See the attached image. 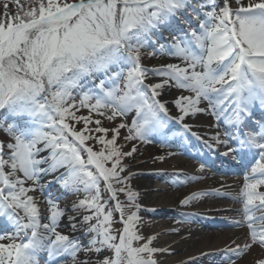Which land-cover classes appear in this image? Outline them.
<instances>
[{
	"label": "snow or ice",
	"instance_id": "6c2138e0",
	"mask_svg": "<svg viewBox=\"0 0 264 264\" xmlns=\"http://www.w3.org/2000/svg\"><path fill=\"white\" fill-rule=\"evenodd\" d=\"M3 9L0 129L9 139L0 141V264H40L42 253L44 264H158L156 255L172 250L140 233L137 173L125 160L138 143L169 147L189 135L206 149L200 171L216 161L247 169L235 196L221 185L180 200L239 203L227 210L238 213L229 223L246 229L244 242L201 256L237 264L253 247L264 249V119L253 121L257 108L264 112V0H3ZM156 56L178 62L143 63ZM171 88L189 93L171 101L175 116L161 99ZM198 115L212 118L211 135L185 122ZM171 175L174 184L201 178ZM55 183L83 193L72 205L77 215L67 216L72 234L57 230L66 215L59 197L44 195L42 215L30 194Z\"/></svg>",
	"mask_w": 264,
	"mask_h": 264
},
{
	"label": "bare ground",
	"instance_id": "6f19581e",
	"mask_svg": "<svg viewBox=\"0 0 264 264\" xmlns=\"http://www.w3.org/2000/svg\"><path fill=\"white\" fill-rule=\"evenodd\" d=\"M164 62V59L155 60L154 63H152V66L159 65ZM168 92L169 89L165 90L161 96V99L163 101H168L167 106L169 107L171 114L175 116L178 113L172 106V97ZM258 111H260V109L257 108L254 117H259ZM263 113L264 112H261L260 114ZM185 122L192 125V132H196L201 136L206 137L215 131V129L209 127L213 123L210 116H190L186 117ZM154 142H156V145H152L150 143L139 145L138 152L135 153L134 157L130 159L128 165L131 167V172L137 173V175H135L132 180L134 184V190L140 193L139 200H141L142 204L147 206L149 209H155V211H149V215L154 218L152 226H154V229L158 233L159 237L157 240L159 241V244L162 248L167 247L172 250L171 253L162 254L163 263L181 264L183 261L185 264H192V261L189 259L190 257H200L195 261V264L218 263L220 260L219 255L201 256V254L207 252H218L220 249H223L226 245L230 244L233 240H235L237 243L244 242L246 229H240L230 225L232 229H229V231H216L214 229L216 223L212 222L214 219L218 220V216H224L227 219L230 217L236 218L237 213L227 209L238 208V203V206H236L233 203L226 201L231 200L230 197L219 196L201 197L193 200L190 204L183 206L180 204V200L183 199L185 194L189 195L190 193L197 191L220 189L221 185H224V188L221 189L222 191L229 192L232 194V196H235L240 191L241 187L239 184H241L242 181L238 180V178L232 177L231 173L242 174L243 172H246L247 169L230 167L227 168V173L230 176L225 177L222 180L211 178L212 173L207 165L203 171H200L199 166H197V164L193 161L197 158H203L206 149L203 148L201 141L197 140L196 137L189 135L187 140L181 141L177 139L171 142L170 145L174 148L173 151L181 153V156H176L177 154H175L172 156V159L166 160V164L163 166V168L161 167L157 169V172H161L164 175L163 177H158L157 172L150 167L151 162H147V159L151 161L150 158L154 156V152L159 151V147L161 145L160 142L158 140H155ZM189 148L192 149L190 150ZM198 150H200L201 153L195 152ZM166 154L167 152H165V156L169 157ZM218 166L221 168L220 165ZM223 168L225 169V166ZM174 172H187L188 175H185L184 179H186V177L192 176H198L201 178L189 180L187 183L174 184L166 177V174L167 176H172L171 174ZM47 180L48 179H45V181ZM156 180H158V182ZM163 180L164 182L166 181L165 184L167 183L169 185L168 187H166L165 184L163 185L160 183ZM57 187V185L53 184L50 185L49 188L56 190ZM63 197L61 196L59 198ZM64 198L62 200V204H64V206L73 204L68 202V199L65 200ZM40 200L41 199L39 198L38 201ZM69 207L70 206H67L66 208ZM176 207L188 209H181L180 212L183 210L182 213H195L197 215L189 219H185L181 215L174 212L177 210ZM168 212H171L172 214L171 219L176 220V218H182L186 222L183 223V225L174 228L179 229L178 232L173 231L174 229L167 228V226L163 224L164 222L160 221L162 216H168ZM69 215L77 214L68 213L62 222V226L67 227V229L71 232V228L67 219V216ZM206 217L210 222L205 220ZM225 221L229 223L230 220ZM75 235H79V233H75ZM262 257H264V249L253 247L250 252L246 253L237 261V264H255V261ZM66 263L70 262L66 261Z\"/></svg>",
	"mask_w": 264,
	"mask_h": 264
},
{
	"label": "rangeland",
	"instance_id": "374dc122",
	"mask_svg": "<svg viewBox=\"0 0 264 264\" xmlns=\"http://www.w3.org/2000/svg\"><path fill=\"white\" fill-rule=\"evenodd\" d=\"M9 8H10V10H13L14 11V6L13 5H9ZM3 11H4V9H3V0H0V15H2L3 14ZM168 33L167 32H165L164 33V37L165 38H167L168 37ZM165 41L164 40H161V43H164ZM147 51H152V49L151 48H149V49H147ZM165 60V62L164 63H176L177 61H173V60H171V59H168V57H166V56H163V57H161V56H156V57H152V58H145L144 59V61H143V63L146 65V66H148V67H152V63H154V61L155 60ZM168 59V60H167ZM169 95L172 97V101L173 100H175L179 95H189V93L188 92H186V91H181V90H177V89H175V88H171V89H169ZM173 107H174V110L177 112V109L175 108V106H174V104L172 105ZM82 114H86V113H82ZM253 120H255V118L253 117ZM257 121H259V120H257ZM119 121L117 120L116 122H108V121H105L104 122V124H105V126L106 127H113V126H115V123H118ZM78 127H79V125H78ZM208 131H212V130H208ZM121 133H122V135L123 134H125V130H121ZM9 139V137H8V135H7V133L6 132H4L2 129H0V141H5V142H7V140ZM155 141V140H154ZM151 142L150 144H152V145H156V142ZM122 142V141H121ZM149 144V143H148ZM139 145H141V143H138L137 144V147H139ZM173 147L170 145L169 147H164V146H161L160 145V147H159V151H157V152H154V156H152V158H150L151 159V161L149 160V159H147V162H151V164H150V167L151 168H153L154 169V171H158L157 169H159V168H163V166L166 164V160H168V159H172L173 157L172 156H169V157H166L165 156V152H173V153H175V154H177L176 156H181V153H177V152H175V151H173ZM223 149H221V151H222ZM160 155H164L166 158H165V160H163V161H160V160H154V157H156V156H160ZM174 156V155H173ZM185 157V156H184ZM130 159L131 158H127L126 160H125V163L126 164H128L129 162H130ZM206 159H207V157H206ZM193 160V159H192ZM196 164H197V166H199L202 162L201 161H199V160H193ZM217 164V165H216ZM224 164H227V163H224ZM222 165L219 161H216L215 163H208V167H209V170L211 171V173H212V177L211 178H215L216 180H222V179H224L225 177H228V176H230V175H228V174H226V173H224V171L222 172L221 170H220V168H219V166L218 165H220V167L221 168H223L224 166L226 167V166H229V165ZM223 170V169H222ZM128 171H130L131 172V167H129L128 168ZM183 173V172H182ZM126 174V173H125ZM184 175H182L181 177H180V179L181 180H184V176L185 175H188V173L187 172H185V173H183ZM56 175H58V173L56 174ZM163 173H161V172H157V176L158 177H163ZM166 177L172 182L174 179H175V177L174 176H167V174H166ZM232 177H234V178H238V180H240V181H242V183L241 184H239L240 185V187H242V185H243V182H244V178H245V173L244 174H235V175H232ZM210 178V179H211ZM45 179H48V180H51V179H53V177L52 176H49L48 178H43L42 179V181H41V183H46V181H45ZM133 179V178H132ZM167 179V180H168ZM157 182H158V180H156ZM166 182V181H165ZM165 182H164V180L162 181V182H160L161 184H165ZM167 184V183H166ZM165 184V186L166 187H168L169 185L167 184L166 185ZM55 185H57L58 187H57V189L56 190H54V189H52V188H49L50 186H48L47 187V191H46V193L45 194H41L39 191H37L36 193H30V194H32V195H34L37 199H41L39 202H40V205H41V212H42V215H46V205L43 203V201H44V195H47V194H51L53 197H63L65 200L66 199H68V202H70V203H74L75 201H77L78 199H80V198H83V193H79V194H77V193H71V192H67V191H65L58 183H55ZM134 184H133V180H131V186H132V188L134 189V186H133ZM188 192V191H187ZM103 195H104V198L105 199H107V196H108V194L107 193H103ZM187 194H185V196H186ZM185 196H183V198L185 197ZM63 198H59V203H60V206L62 207V208H64V209H66V215L69 213V214H77L76 212H73V210H72V205H66V206H64V204H62V200H63ZM119 199H120V201L121 202H125L126 201V197H125V195L124 194H119ZM224 201V200H223ZM227 202H229V203H233L234 205H236V206H238L239 205V203L238 202H236L235 200H233L232 198H231V200H226ZM138 202L143 206V208H142V210H141V212L139 213V215L141 216V218H142V221H141V223L138 225V227H139V229H140V233L142 234V235H144L145 237H147V236H150V235H157V239H158V233L156 232V230L154 229V226H152V222L154 221V218H152L149 214V211H147V209H149L147 206H144V204H142V202H141V200H138ZM112 203H114V201L112 202ZM236 203V204H235ZM237 203H238V205H237ZM67 206H70L69 208H66ZM177 208V210H175L174 212L175 213H177V214H181L182 212H183V210H185L186 208H183V207H176ZM181 209H183L182 210V212H180L181 211ZM186 210H188V209H186ZM235 213H237V212H235ZM168 214V216H162L161 218H160V221L161 222H164L163 224H165V226H167V228H170V229H174L175 227H177V226H181V225H183V223H186L185 221H184V219H182V218H180V219H177L176 218V220H173V219H171L172 218V214H171V212H168L167 213ZM66 215H65V217H66ZM237 215V217L235 218V217H230L229 219H227V218H225L224 216H218L219 218H218V220H216V219H214V221H212L213 223L215 222L216 224H215V227H214V229L216 230V231H229V229H232L231 227H230V224L229 223H227V221H225V220H231V219H239V216H238V213L236 214ZM65 217H63L62 219H61V222H60V226H59V228L57 229L58 231H61L62 233H65V234H72L68 229H67V227H64V226H62V222H63V220H64V218ZM118 218H119V213H114V220H118ZM205 220L206 221H208L209 219H207V217L205 218ZM157 221V220H156ZM159 221V220H158ZM42 222H46V221H43L42 220ZM208 222H210V221H208ZM209 224V223H208ZM114 227L115 228H121L122 227V225L121 224H119V223H116L115 225H114ZM155 240V241H153V246H156V247H161V245L159 244V241L158 240ZM162 248V247H161ZM105 254H108V253H105ZM46 254H44V253H42L41 254V256H40V261L42 262V263H44L45 262V260H46ZM156 259H157V261H158V264H164L163 263V258H162V254H157L156 255ZM66 264H70V263H66ZM214 264H218L217 262H215Z\"/></svg>",
	"mask_w": 264,
	"mask_h": 264
}]
</instances>
